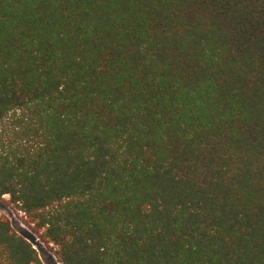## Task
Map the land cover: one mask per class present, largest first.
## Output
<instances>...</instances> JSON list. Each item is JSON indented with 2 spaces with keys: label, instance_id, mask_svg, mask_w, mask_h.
<instances>
[{
  "label": "trees",
  "instance_id": "1",
  "mask_svg": "<svg viewBox=\"0 0 264 264\" xmlns=\"http://www.w3.org/2000/svg\"><path fill=\"white\" fill-rule=\"evenodd\" d=\"M4 195L62 264H264V0H0Z\"/></svg>",
  "mask_w": 264,
  "mask_h": 264
},
{
  "label": "rangeland",
  "instance_id": "2",
  "mask_svg": "<svg viewBox=\"0 0 264 264\" xmlns=\"http://www.w3.org/2000/svg\"><path fill=\"white\" fill-rule=\"evenodd\" d=\"M0 216L9 218L18 233L29 237L36 244L38 252L45 264H62L55 256V245H47L46 243L41 242L38 237H36V234L34 235L30 233L31 229L28 224L29 218L25 217L24 213H22L15 203L10 202L9 195L0 197ZM21 223L25 225V227L22 226Z\"/></svg>",
  "mask_w": 264,
  "mask_h": 264
},
{
  "label": "built area",
  "instance_id": "3",
  "mask_svg": "<svg viewBox=\"0 0 264 264\" xmlns=\"http://www.w3.org/2000/svg\"><path fill=\"white\" fill-rule=\"evenodd\" d=\"M22 213H24L25 217H27L25 212L22 211ZM21 225L25 227V225H23L22 223H21ZM25 237L33 244V247L38 250L36 244L29 237H27V236H25Z\"/></svg>",
  "mask_w": 264,
  "mask_h": 264
}]
</instances>
